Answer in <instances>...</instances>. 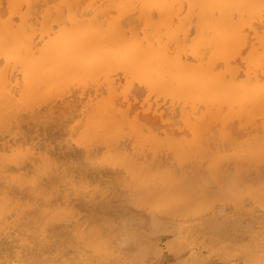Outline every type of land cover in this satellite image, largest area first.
<instances>
[{
  "label": "rangeland",
  "instance_id": "obj_1",
  "mask_svg": "<svg viewBox=\"0 0 264 264\" xmlns=\"http://www.w3.org/2000/svg\"><path fill=\"white\" fill-rule=\"evenodd\" d=\"M10 1L0 0V16L3 20L13 14L12 7H9ZM34 1L33 15L32 3L30 9L25 1L18 4L14 13L21 8L29 13L26 19L33 22V28H36L34 31H37V34L33 31L30 36L34 44L40 46L50 34L49 31L41 30L44 12L49 7L60 6L63 1ZM82 1L86 4L90 2ZM99 1H102V5ZM99 1L96 4L103 7L106 5V13H114L109 0ZM131 9L126 10L124 18L121 16L124 19L121 20L123 25L131 23L126 26L134 28L139 38L143 34H150V28L139 13L140 10ZM263 12L258 19H253V24L245 27V43L240 47V52L228 60L237 68V72L232 75L234 78L237 75L236 79H244L248 74V77L259 74L261 81L264 79V67H260L263 72L258 70L251 74L247 66L248 55L253 48H257V51L259 49V52L264 51V43L259 39V35L264 33ZM154 14L157 15V12ZM22 15L20 11L11 17L19 24L24 19L21 20ZM89 16L86 14V17ZM155 17L157 19L158 15ZM134 24L138 27H134ZM58 26L54 22L52 31L55 32ZM188 28L184 36L193 38L197 30L196 22H191ZM203 48L202 53L205 54L206 48ZM183 51L182 55L186 56L184 58H190L188 62H193V59L196 61L189 46ZM0 60L1 66L7 62H4L3 56ZM217 61L216 71L220 68H223L220 71L225 70V61L221 58ZM13 69L6 74L10 75L6 90L19 97L24 86V76L21 69ZM100 76L94 78L97 82L89 78L88 84L83 83L85 79L79 81L84 85L75 82L78 84L70 83L71 87L66 88L67 83L60 93L58 90V94L56 91L55 95H51V98L49 95L46 100L44 97L38 101L34 99L32 108H22L7 125L0 124V264H51L53 261H60L61 264H250L256 261L258 264L264 259V156L262 161L257 160V169L254 168V161L252 163L241 155L236 159L233 155L238 154L237 143L240 140L242 143L247 138L253 140L259 139L258 136L264 137V104L260 106L263 110L256 112L257 116H252V119L256 118L253 122L252 119L247 121L242 115H235L226 121L225 129L229 132L228 136L235 138L233 141L222 137L219 133L221 126L214 123L198 155L179 156L173 145L156 142L155 138L162 141L169 137L176 141L190 140L193 130L183 113L191 110L200 112L204 106L200 104L202 110L200 107L194 110L188 105L187 110L181 99L150 91L139 80L129 82L121 69ZM100 99L103 100V110L105 104L107 109L111 106L114 113L123 119L120 133L112 143L98 138L94 140V136H99L93 130L82 133L87 130V120L93 125H89L90 128L101 126L95 122L94 116L100 111ZM91 106H96L94 111L90 110ZM132 121L140 123L138 133L131 130ZM96 128L94 130L100 134L103 133L101 130H106L103 127ZM90 132L94 135L93 141L87 142L83 138H87ZM151 133L155 135L153 139ZM251 135L257 137L249 138ZM18 147L38 148L54 158L55 162L38 175L24 166L14 173L6 167V157ZM109 156L148 164L151 169H162L186 181L188 187L175 197L156 200L151 195L157 191V187H145L137 182L128 186L117 182L119 171L109 167ZM218 157L221 159L216 167L212 163ZM246 182L251 186L258 184L257 188L253 190L254 187H250L252 190H249ZM79 232L84 235L90 233L86 235L93 239L96 237L94 241L101 238V242L106 245L104 253L96 256L95 262L86 261L87 257L78 248ZM137 243L145 249L142 248L141 256L136 254L139 248ZM127 259L131 260L124 261Z\"/></svg>",
  "mask_w": 264,
  "mask_h": 264
},
{
  "label": "bare ground",
  "instance_id": "obj_2",
  "mask_svg": "<svg viewBox=\"0 0 264 264\" xmlns=\"http://www.w3.org/2000/svg\"><path fill=\"white\" fill-rule=\"evenodd\" d=\"M11 1L9 3V7H12L11 12L13 11V14H17L22 11L23 15L20 18L21 20L24 18V21L22 20L19 24L18 22L16 24L12 20V13L11 15L9 13V18L5 20L0 16V57L3 56L4 62L7 61L3 66L0 65V124L3 126L7 125L9 120L19 113L22 108H32L35 102H33L34 99L36 101L43 97L45 100L46 98L49 99L51 95H55L56 91V94H58V90L60 93L61 88L67 85V83L66 88L71 87L70 83L75 82L80 83H75L78 85H84V82L88 84L89 79L97 78L102 74L107 75L116 69L123 70L129 82L139 80L148 89H151L150 91L154 90L158 94L171 95V98L176 97V99L183 100V107L185 109H187L188 105L193 109L195 108L194 110H196V107L199 108L200 104L204 106V110L200 107L201 113L198 111L192 112V110V113L188 111H184L183 113L193 130L190 140L176 141L169 137L162 141L155 138L156 142L173 145L177 149L179 156L198 155L197 152L200 148H204L205 137L214 123H218L221 126L222 132L220 130L219 133L222 137L232 139L228 136L229 132L225 129L230 117L242 115L241 117L249 121L253 118L254 114L257 116L256 112H259V110L261 112L264 109L260 108L264 104V79L261 81L262 79L259 77V74H253L254 76L250 77H248L250 75L248 74V78L236 79L238 78L237 75L236 78L232 75L237 72V68L232 66L230 61H228L240 52V47L246 41L244 29L247 25L254 23L252 22L253 19H258V16L261 15V11L264 10V0H109V6L114 8L111 10L114 13L110 12L113 15L106 13V5L103 7L96 4V1L99 0H90L89 4L82 3V0H59V2L63 1L60 6L49 7L50 9L48 8L44 12L41 30L49 31L50 34L47 35L48 37L40 46L34 44L30 36V33L36 30V28H33L34 25L31 20L26 19L28 17L26 14L29 13L21 10L22 8L14 13L17 10L18 4L25 1L29 8L32 3L31 6L33 8L30 9L33 15L35 13H33V9L35 8L34 4H36V1ZM100 4L102 5V3ZM21 6L23 5L21 4ZM131 8L140 10L139 13H141V16L143 15L146 24L150 28L151 33L143 34L145 36L141 35L143 38L138 37L134 28L126 26L131 23H125V27L123 21H121L124 20L121 19V16L124 18L127 13L126 10ZM155 11L158 15L157 19H155V16H157L154 14ZM85 13L90 16L86 17ZM262 17H264V14ZM37 18L40 19L39 17ZM52 21L53 23L50 26L49 24ZM193 21L196 22V34L193 38L185 37L186 30ZM54 22L60 25L55 32L52 31ZM140 22H142V19ZM134 27L138 26L134 24ZM191 28L193 29L192 26ZM138 31L141 30L138 29ZM36 32L35 34H37ZM146 32L144 31V33ZM44 34L46 35V33ZM259 36V39L262 40L260 41L264 43V33H261ZM186 46L191 48L193 54L196 56V61L193 59V62H188L190 58H184L186 56H183V50ZM202 47L206 48L205 54L202 53ZM256 49L253 48L251 54L248 55V60L246 59L248 61L247 64H249L247 65L249 66L248 69H250L248 70L249 73L258 72V70H261L260 67H264L262 66L264 64V51L260 49L261 52H259V49L258 51ZM219 58L223 62L225 61L224 64L227 65H224V67L226 66L225 70L220 71L223 69L220 68L218 69L219 71H216V67L218 68V66L215 67V63L218 62ZM11 68H19L23 72L24 80L22 79V83L24 82V86L20 92L21 98H19L20 96L16 97L15 93L13 94L6 90L7 79H10V75L6 76V74H9ZM263 71L261 70V72ZM82 79H85L83 83H81ZM94 81L97 82V79L92 80V82ZM100 101L101 103L98 106L101 112L98 111L96 114H92L95 116V122L101 124L98 128L103 127L106 130H101L103 131L101 134L97 133L99 131L94 130L96 125L90 128L92 123L89 120L86 123V120H84L88 124V127L86 126L85 129L87 130L82 133L93 130L96 132L93 133L99 137L95 138L90 132L91 140H88L90 136H86L87 134H85L87 138H83L84 135L81 138L87 140V142H92L93 139L96 140L98 138V140L112 143L120 133L119 128L122 127L123 119L115 114L116 112L114 113L112 110L114 108L112 107L111 109L110 105L109 109H107V105L105 104V110H103V100L100 99ZM106 101L109 104L108 100ZM95 107L91 106L90 110L92 111L93 109L94 111ZM254 120L256 118L252 119V122ZM91 122H94V120ZM103 122V125H107V127L102 126ZM85 123L84 125H86ZM139 124L132 121L130 124L131 130L138 133L141 129ZM93 136L94 138L92 139ZM252 136L257 137L256 135H251L249 138H253ZM154 137L155 135L152 134L151 138L153 139ZM258 137L259 139L255 138L253 140L247 138L245 140V142L247 141L246 143L242 140L244 144L241 143V140L240 142L238 141L239 143L235 140L237 145L239 144L237 146L239 155L233 153L235 155L234 158L237 159L241 155L252 161V163L254 161V166L257 165L258 161L261 158L263 159L264 156V137H261L262 139L260 136ZM138 138L142 140L141 137ZM221 156L223 157V155ZM220 159L218 157L212 164L214 166L219 165ZM231 160L233 159L231 158ZM231 160L229 159V161ZM6 161V167L14 173L24 166L25 169L35 173L34 175L42 173L44 168L52 167L55 162L54 158L50 155L33 147L26 149L22 147L16 148L12 153L7 155ZM107 163L110 168H115L119 171L117 182H122L128 186L134 185L137 182L145 185V187H157V191L151 195L156 200L169 196L175 197L179 193L184 192L186 187H188L186 181L184 182L178 176L170 175L162 169H151L148 164L130 161L118 156H109ZM214 166L213 169L215 171ZM254 168L257 167L255 166ZM16 178L18 177L16 176ZM249 183L247 184L246 182L249 190L253 187V190L257 188L256 185L258 184L255 187L254 185H249ZM159 187L162 188L159 190ZM24 188L26 187L24 186ZM192 195H194V192ZM86 234L88 233L86 232L84 235L82 232L78 235L80 238L78 248L87 257L88 260L86 261L95 262L96 256H101L106 245L101 242V238L98 241H94L96 237L93 239L88 236L90 233ZM98 235L100 236V234ZM137 244L139 248L136 254L141 256L140 253L144 247L140 246L139 243ZM78 254L80 253L78 252Z\"/></svg>",
  "mask_w": 264,
  "mask_h": 264
},
{
  "label": "snow or ice",
  "instance_id": "obj_3",
  "mask_svg": "<svg viewBox=\"0 0 264 264\" xmlns=\"http://www.w3.org/2000/svg\"><path fill=\"white\" fill-rule=\"evenodd\" d=\"M51 264H61V262L60 261H53V262H51ZM250 264H257V262L256 261H251ZM258 264H264V259H261L258 262Z\"/></svg>",
  "mask_w": 264,
  "mask_h": 264
}]
</instances>
